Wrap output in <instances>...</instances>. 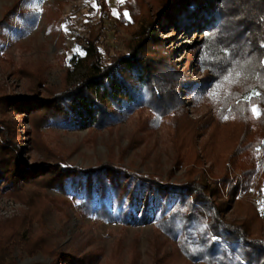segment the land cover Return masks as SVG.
Returning a JSON list of instances; mask_svg holds the SVG:
<instances>
[{"label":"rangeland","instance_id":"obj_1","mask_svg":"<svg viewBox=\"0 0 264 264\" xmlns=\"http://www.w3.org/2000/svg\"><path fill=\"white\" fill-rule=\"evenodd\" d=\"M180 1L0 0V120L11 125L30 163L82 169L107 164L166 184L202 181L204 176L213 184L228 173L231 182L216 202L226 200L229 220H251L256 235L264 237V124L256 121L261 105L237 104L239 112H233L227 95L243 85L219 75L222 71L209 60L198 29L205 24L185 30L168 21ZM221 1L207 0L214 10ZM135 51L169 61L182 75L177 84L179 108L164 114L154 101L108 128L36 129L30 123L39 114L30 113L37 111L43 97L81 83L89 52H96L107 66L131 58ZM206 57L209 67L204 69ZM172 98L161 104L173 106ZM247 172H252L249 178ZM105 176L109 182L104 199L119 215L116 220L79 210L87 195L82 176L69 179L67 192L39 187L12 194L0 190V256L15 257V264H199L154 228L162 187L140 178H120L127 189L125 224L110 185L118 176ZM245 177V187L232 196L236 180L242 184ZM104 190L96 181L98 201ZM36 192L46 197L40 216L29 220V201L40 200ZM27 247L36 253L28 254Z\"/></svg>","mask_w":264,"mask_h":264},{"label":"trees","instance_id":"obj_2","mask_svg":"<svg viewBox=\"0 0 264 264\" xmlns=\"http://www.w3.org/2000/svg\"><path fill=\"white\" fill-rule=\"evenodd\" d=\"M176 4L174 11L167 16L168 21L185 30L205 24L198 29L204 34L205 52L211 57L209 60L222 71L219 75L228 80L239 79L242 83L240 89L227 95L233 112L238 114L237 104L241 107L245 103H259L262 109L256 121L264 124V0H222V6L216 7L217 11L207 0H181ZM120 61L106 66L96 52H89L83 62L87 71L81 83L53 96L43 97L37 111L30 113H39L36 117L32 116L30 123L36 129L108 128L123 120L129 112L142 105H152L154 101L164 114L179 108L177 84L182 75L169 61L158 57L149 59L137 51L131 58ZM207 61L206 57L202 62L203 66H207L204 69L209 67ZM151 66L160 71H152ZM170 91L173 94H169ZM169 97H173L174 102L172 99L169 101L173 106L161 104L162 99ZM14 135L11 125L0 120L1 191L12 194L22 192L26 187H39L67 192L69 179L82 176L87 180V195L80 201L79 210L116 220L119 215L104 199L108 196L109 182L105 173L114 172L118 178L113 176L110 185L120 208V217L127 224V213L122 208L127 189L122 187L119 180L124 177L132 182L140 178L143 183L163 189L164 200L158 201L162 206L161 213L153 221L155 230L179 243L184 255L193 263L264 264V237L256 235L251 220H229L224 214L228 206L226 200L216 202L221 189L231 182L228 173L222 174L220 180H215L213 184L206 180V176L202 181L166 184L139 174L131 175L127 170L107 164L82 169L52 165L46 161L34 160L30 163ZM251 174L245 173L247 178ZM96 181L105 189L100 201L94 192ZM245 185L246 177L242 184L237 179L231 189L232 196L235 197L237 190ZM37 195H40V200L29 201L32 210L25 216L29 220L39 217L42 210L46 196L39 192L35 193ZM27 252L36 253L31 247H27ZM0 264H15V257L0 256Z\"/></svg>","mask_w":264,"mask_h":264},{"label":"snow or ice","instance_id":"obj_3","mask_svg":"<svg viewBox=\"0 0 264 264\" xmlns=\"http://www.w3.org/2000/svg\"><path fill=\"white\" fill-rule=\"evenodd\" d=\"M252 111L255 113V112H257V109L256 108H253Z\"/></svg>","mask_w":264,"mask_h":264}]
</instances>
